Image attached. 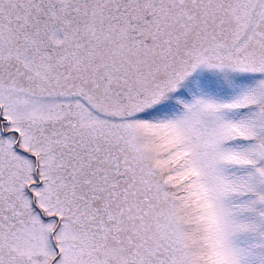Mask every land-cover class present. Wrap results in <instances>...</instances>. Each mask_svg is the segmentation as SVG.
<instances>
[{
    "label": "snow or ice",
    "instance_id": "obj_1",
    "mask_svg": "<svg viewBox=\"0 0 264 264\" xmlns=\"http://www.w3.org/2000/svg\"><path fill=\"white\" fill-rule=\"evenodd\" d=\"M0 264H264V0H0Z\"/></svg>",
    "mask_w": 264,
    "mask_h": 264
}]
</instances>
